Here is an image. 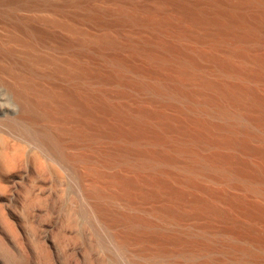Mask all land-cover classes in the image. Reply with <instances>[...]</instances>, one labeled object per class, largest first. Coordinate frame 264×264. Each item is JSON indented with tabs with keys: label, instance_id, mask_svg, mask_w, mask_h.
Listing matches in <instances>:
<instances>
[{
	"label": "bare ground",
	"instance_id": "1",
	"mask_svg": "<svg viewBox=\"0 0 264 264\" xmlns=\"http://www.w3.org/2000/svg\"><path fill=\"white\" fill-rule=\"evenodd\" d=\"M81 1L89 3L91 0ZM156 1L158 4L152 9L121 6L111 23L103 22L100 14L87 8V17L104 26L133 25L138 30L146 28L152 32L150 36H140L135 43L126 41L120 44L117 36L110 34L94 38L98 49H114L120 45L131 53L130 58L126 59L114 49L116 51L106 58L110 72L82 67L77 60L61 64L53 59L32 55L36 63L51 62L55 67L54 72H61L68 79L87 78L101 84H117L118 90L114 96L119 102L112 100L103 87L96 90L73 87L56 92L42 89L31 80L20 85L14 83L10 89L21 114L9 120V126L19 131L25 111L34 114L30 121L27 120L29 124L40 118L51 120L54 112L65 118L77 113L80 118L75 119L80 127L76 134L90 136L94 131V136L105 138L115 145V153L109 156L111 161H121L130 168L145 170L150 174L142 179L139 176L125 179L114 176L112 183L117 186V192L109 193L104 185L91 190L92 195L123 199L131 189L146 181L157 187L150 197L158 198L161 192L167 190L168 202L153 209L158 218L175 224V221L178 223L187 216H216V220L219 217L228 222L220 229L227 237H208L209 223L202 224V227L198 224L202 228L201 233L184 236L186 232L183 231V235L175 232L177 229L165 231L164 227L161 229L140 214L114 212L108 209L109 205L97 203L96 209L103 219L111 217L114 222L123 223L128 233L144 239L147 245L154 244L156 255L160 257L172 254V248L174 254H186V249H191L195 256L204 253L217 256L212 258L210 255L208 258L209 255H205L200 259L204 264H222L224 259H235L236 255L242 256L245 264L254 263L264 259V231L259 229L264 223V206L250 204L244 197L237 199L226 196L234 211L249 220L243 224L237 221L235 213L218 208L219 203L215 200L219 195L216 191L210 192L213 200L197 196L200 189L197 195L190 193L189 197L194 195L190 201L193 205L191 212H188L190 208L188 211V208L185 209V202L188 193L197 190L189 189L188 192L187 184L197 187L195 180L197 176L201 177L199 175L230 182L233 186L243 187L264 197V145L259 148L251 146L252 141H264V0ZM0 2L7 4L6 15L10 18L18 3L22 7L36 6L29 0ZM165 5L171 7L172 14L165 11ZM63 25L73 29L69 24ZM196 29L203 32L197 34ZM27 32L31 34L29 30ZM32 34L31 42L26 44L29 56L35 40H42L39 34L34 31ZM19 41L22 42L21 39ZM85 42L80 44L84 45ZM134 57H142L150 65L139 67L133 64ZM127 73H132L133 77L127 76ZM142 92L147 95L151 107L142 104L130 107L122 102L126 98H136ZM167 108L176 110V115H168L165 112ZM37 137L40 139V135ZM38 142L43 143L41 140ZM43 147H40L43 155L60 164L70 159L64 154L60 158L56 155V150L61 147L57 138L52 140L51 145ZM252 158H256L257 162L253 163ZM180 164L179 178L181 172L184 176V180L182 177L180 179L183 182L181 187L172 181L175 179L178 185V180L173 178V174H176L173 169ZM162 188L166 189L165 192L160 191ZM147 194L142 193L140 197L145 200L149 197Z\"/></svg>",
	"mask_w": 264,
	"mask_h": 264
},
{
	"label": "rangeland",
	"instance_id": "2",
	"mask_svg": "<svg viewBox=\"0 0 264 264\" xmlns=\"http://www.w3.org/2000/svg\"><path fill=\"white\" fill-rule=\"evenodd\" d=\"M29 1L36 6L22 7L18 3L14 7V14L11 18L6 15L7 4L0 2V264H128L129 262L137 264H201L200 259L206 253L195 256L191 249H186V254H174V248L169 246L173 249L172 254L170 253L171 256H157L154 244L153 246L152 244L147 245L144 243V239H138L132 233H128L127 227L123 223H116L111 217L103 219L96 209V204H107L109 205H106L108 209H112L111 211L114 210V212L140 214L161 229L164 227L165 231L173 232L176 229L178 231L175 232L182 233L184 231L183 233L186 232L185 235L182 233L184 236L193 233L199 234V231L201 233L200 226L209 223L208 237L224 239L226 235L224 236L220 229H223L221 226L224 224L227 226L228 222L217 217L221 221L219 222L218 219H215L216 216L208 214H202L198 216L199 218L187 216L184 217L186 219L183 218L178 223L175 221V224L171 221L168 223L161 220L156 214L154 215L153 209H158L159 206L168 202L167 190L162 188L160 191L165 192L166 190V192H161L158 198L150 197L149 195L157 190V187H153L152 183L146 181H143L139 187L131 189L123 199L101 198L92 195L91 190L95 187L102 188L104 185L107 190L109 189V193L117 192V186L112 183L114 176L124 179L139 176L142 179L149 177L150 174L145 170L139 171L130 168L121 161H111L109 156L115 153V145L105 138L94 136V131H92L93 133L90 131L92 134L90 136L76 134L75 131L80 127L75 119L80 118L77 113H73V116L70 115V118H65L60 113L54 112L51 120L40 118L29 124L27 120L30 121L34 114L25 111L23 118L24 122H27H22L18 127L20 132H24L19 133L15 130L16 128L13 129L9 126V120L17 118L21 114L20 107L14 101L10 89V85L14 83L20 85L31 80L42 89L56 92L73 87L79 89L90 87L95 90L103 87L106 88L107 91H105L112 100L119 102V99L114 96L118 90L117 84H101L95 79L87 78L68 79L61 72H54L55 67L51 62L36 63L33 57L53 59L61 64L69 60H77L82 67L97 69L103 73L110 72L111 68L106 62V58L116 51L114 49H117L120 56L126 59L130 58L131 53L120 45L114 49H98L93 41L94 38L110 34L117 36L120 44L126 41L135 43L140 40V36L141 38L147 37L152 32L146 28L138 30V27L133 25L111 24L108 27L104 26L103 23H98L87 17V8L100 14L103 22L111 23L121 6L128 9L133 7L152 9L157 6V1L91 0L89 3H83L81 0ZM164 9L167 13L172 14L170 6L165 5ZM63 24H69L73 29H69ZM28 30L31 34L27 32ZM32 31L39 34L42 40L34 39V48L29 50L31 52L29 56L26 44L32 40ZM195 32L201 34L203 31L196 29ZM20 39L23 43L19 41ZM82 41H86L84 45L80 44ZM29 59L31 61H28ZM132 62L139 67L150 65L142 57H134ZM126 75L133 77L132 73ZM122 102L130 107H134L136 104L152 106L147 101V95L143 92L137 94L136 98H126ZM165 112L168 115L177 113L176 110L170 108L165 109ZM5 122L7 123L5 124ZM20 134L23 135L20 136ZM39 135L40 139L37 137ZM36 137L43 143L39 144ZM56 138L61 142V147L56 150V155L59 158L64 155L70 157L63 164L43 155L42 148H40L51 145L52 140ZM263 145L264 141L251 142V146L254 148ZM76 157L78 158L76 159ZM252 162L256 163V158H252ZM180 168L181 164L176 168L177 170L173 169V172L176 173L173 174V178L178 180V185L175 184V179L172 180L173 184L179 187L184 180L182 172L183 179L179 178ZM199 176L201 177L197 176L195 180L197 187L188 184L186 187L185 184L188 192L189 189L193 190L194 188L197 189L196 192L198 191L197 193L195 190L190 191L186 197L185 209L188 208V211L190 208L188 212H191V208L193 209V205L190 203L192 197L197 195L200 190L197 196L201 195L210 200H213L210 192L216 191L219 195L215 200L216 203H219L220 207L218 206V208H222V211L225 208L224 211H230L231 214L235 213L237 221L244 222L243 224L249 220L243 219L245 216L242 217L241 214L234 211L231 204L225 199L226 196L238 197L237 199L244 197L250 204L264 206V197L257 193L249 192L237 185L233 186L232 183L221 179L215 180L213 177ZM109 180H111V184ZM207 192L210 196H207ZM142 193H146L150 198L146 197L144 200L140 197ZM190 193L195 194L189 197ZM129 202L132 203V206ZM200 217L205 219L200 221ZM209 217L212 222L208 221ZM263 226L264 223L261 224V227ZM261 227H259L260 231H264V228ZM189 252L193 256H190ZM207 255L209 254L207 253ZM210 255L207 257H211ZM212 256V258L217 257L214 254ZM233 258L224 259V263L245 264V259L242 256L236 255L235 259ZM247 264H264V259Z\"/></svg>",
	"mask_w": 264,
	"mask_h": 264
}]
</instances>
